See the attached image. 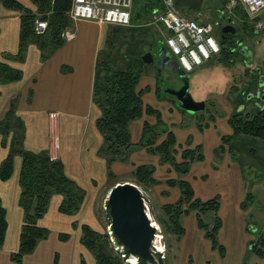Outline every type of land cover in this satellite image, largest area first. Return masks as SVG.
Returning a JSON list of instances; mask_svg holds the SVG:
<instances>
[{"label": "crops", "instance_id": "1", "mask_svg": "<svg viewBox=\"0 0 264 264\" xmlns=\"http://www.w3.org/2000/svg\"><path fill=\"white\" fill-rule=\"evenodd\" d=\"M19 1L26 8L37 12L34 5L30 4V0ZM21 14L20 11L0 6V61H5L23 73L22 79L16 83L4 84L0 81V121L5 118L10 110L11 101L15 99L14 114L24 120L25 126L23 148L32 152L47 151L53 159L61 160L68 177L88 191L95 186L102 187L108 178V165L106 160L99 156L103 138L97 129L96 121L101 111L93 102V90L96 61L103 45L104 28L94 22H76L71 31L74 38L66 40L47 60L42 59L41 51L35 44L28 46L24 60H6L2 55L16 56L19 52ZM156 82V79L152 83L147 82L142 76L138 89L144 91L145 103L161 113L164 127L176 135L179 148H186L179 143L180 137L172 127V120L179 115L177 103L161 96ZM232 113L228 114L222 132L229 137L233 134L228 123ZM144 119L151 124L156 123L154 116H146ZM142 125L143 120L130 125L135 143L142 137ZM209 125L210 123L206 124V129L210 128ZM52 138L56 139V142L53 143ZM223 138L211 129L204 133L202 138L204 140H199L198 137L195 142L209 150L217 148L218 169L213 177H208L207 169L211 167L210 165L206 167L207 163L204 160L194 162L185 179L192 184L196 197L202 200L210 199L217 194L221 197L219 215L222 226L218 239L226 247L227 254L222 258L217 251L212 250L217 254V264H258L261 260L255 254H248L254 234H249L247 226L250 225L254 231L261 230L248 222V214L254 202L248 203L245 209L241 207L248 193L254 198L251 181L248 184L245 175L249 163L237 159L240 155L237 142L242 137L231 138L228 142H224ZM243 151L254 152L251 149ZM243 151L240 150V153ZM8 153L9 147L2 145L0 135V167ZM141 164L150 165L144 161L139 165ZM111 166L115 171L118 163L114 162ZM198 166H201V170ZM21 167L22 158L17 155L12 177L8 181L0 179V200L7 211L8 220L6 240L0 249V264H18L12 261V255L19 250L24 218L23 210L19 206ZM160 169L161 167H157L154 175H159ZM172 189L177 190L174 193L178 197L180 194L178 188ZM62 202L61 195L52 196L48 211L40 220V224L47 227L50 234L47 239L40 241L35 251L25 256L20 264H81V260L86 259L87 250L80 242V227L74 225L82 221L75 215L61 213L59 208ZM190 218L193 225L196 224L197 236L192 242L184 245L183 254H191V248L198 244L203 245V249H212L210 242L198 228L194 216ZM86 223L91 224L88 221ZM61 234L68 235V240L62 241ZM204 262L210 264L206 259Z\"/></svg>", "mask_w": 264, "mask_h": 264}, {"label": "trees", "instance_id": "2", "mask_svg": "<svg viewBox=\"0 0 264 264\" xmlns=\"http://www.w3.org/2000/svg\"><path fill=\"white\" fill-rule=\"evenodd\" d=\"M72 1L43 0L40 10L34 12L26 8L19 0H0V6L22 13L18 55L5 54L2 57L6 60L22 61L28 46L35 44L40 49L43 60L50 58L64 44L63 34L65 31L72 27L70 21L68 24V18L66 17L72 6ZM156 5L138 1L134 8L133 19L139 17L144 10ZM38 13L44 14L41 20H47L48 22L46 33L52 31L55 35L48 46L42 41L40 43L33 42L34 38L37 40L43 38L42 35H37L34 29ZM243 16L245 17V15ZM241 27L253 31L250 25L244 23L236 27L237 35L226 34L224 37L219 35L221 45L219 59L230 66L236 64L237 58H244L242 52L245 45L240 50L238 49L240 43L245 40L240 35ZM146 64L142 58H139L126 63L122 68H115L107 53H99L96 61L93 90V102L101 111V115L96 121L97 129L103 138L99 156L106 160L108 168L114 162L125 161L136 149H145L150 155L160 156L162 162L169 164L173 171L179 175V178H170L166 181L167 186L178 188L180 193L175 203H168L164 206L165 212L170 216L167 228L173 234L183 237L186 234L184 217L193 215L198 228L204 233V237L210 242L212 249L217 251L223 258L225 247L218 239V233L222 226V219L219 215L220 195L217 194L210 199L202 200L196 197L192 184L185 179V175L190 172L192 164L204 160L202 147L199 145L194 149L179 148L175 134L167 131L164 127L161 113L145 103L144 91L139 90L138 86L144 75ZM256 72L264 82L262 69L258 68ZM246 74L249 73L246 72ZM22 76L23 73L20 70L12 68L5 61H0V81L2 83L9 84L20 81ZM253 81L259 83L255 77ZM246 98L243 100H246ZM15 101V99L11 101L9 112L0 121L2 145L9 147L8 156L0 167V179L8 181L12 177L15 157L20 156L22 167L19 179L21 187L19 206L23 210L24 218L19 250L12 255V261L20 264L24 257L32 254L38 243L47 239L50 234V230L42 226L40 220L47 213L52 196L55 194L61 195L63 202L59 208L60 212L74 216L85 200L86 191L68 177L61 160L53 159L47 151L32 152L24 149L22 146L24 131H22L23 136L21 138H15L17 132L15 133L13 124L20 123L22 125L21 129L24 130L21 118L16 117L14 114ZM262 101L264 103V100ZM146 116H154L156 123L151 124L145 120ZM138 120H143L142 137L135 143L130 125ZM228 123L233 130V134L229 138L224 137V142L240 136L264 140V105L254 108L251 113H245L244 110L236 108ZM4 134L11 136L9 146ZM154 173V168L146 164L138 165L135 169L139 181L148 185L159 182L154 178ZM254 200L253 195L248 193L246 200L241 205L242 209H245L248 203L254 202ZM209 213L215 215L212 222L206 221V215ZM74 225H77V223ZM79 227L81 230L80 242L95 257L96 264H123L121 260H116L107 255L102 234L93 230L89 224L83 223ZM247 229L249 232L253 231L250 225L247 226ZM7 230V211L0 200V249L4 246ZM68 238L69 236L66 234L60 235L62 241H67ZM106 240L105 243L110 244L109 239ZM117 242L120 243L118 240ZM125 252L129 254L126 249ZM248 254H255L261 260L258 264H264L263 231L259 229L254 231ZM81 264H88V262L83 258ZM139 264H154V261L139 259Z\"/></svg>", "mask_w": 264, "mask_h": 264}, {"label": "rangeland", "instance_id": "3", "mask_svg": "<svg viewBox=\"0 0 264 264\" xmlns=\"http://www.w3.org/2000/svg\"><path fill=\"white\" fill-rule=\"evenodd\" d=\"M42 1L43 0H30V4L32 3L34 9L38 11L40 10V5L43 3ZM222 7L225 8V0L206 1L201 18L202 20L214 23L216 29L215 36L219 42L220 28L226 25L221 15ZM155 9L156 8L153 6L152 8L149 7L148 10H144V12L141 13L139 17L134 18L131 25L127 27L106 24L101 25L104 28V32L102 33L104 38L103 45L98 55L100 52L107 53L115 68H122L126 63L142 58L148 52H151L156 57L159 56L160 51L165 47V35L167 33L159 22H157L156 14L154 13ZM70 10L66 17L68 18V24L70 21L71 26H73L75 22L70 17ZM36 16L37 20H41L44 14L41 15L38 13ZM189 16L194 18L197 15L190 13ZM248 25H250L253 31H251V29L245 30L242 27L240 28V35L243 36L245 40L240 43L238 49L240 50L245 44L247 48L250 49L248 51V56L251 52L253 54L252 60L246 58L244 62V59L239 57L237 58L236 64L230 66L225 64V61L222 59L220 60L219 56H216L204 65L198 67L194 72L187 74L188 79L191 81V95L197 101H205L206 108L203 111L191 114L177 107L179 115L172 120V127L176 130L178 137H180V142H178L185 145L186 148L194 149L199 146L195 143L198 137L200 138L199 140H204L202 139L204 133L211 129L220 134L221 138H229L227 134L222 133L224 132L223 127H225L226 118L228 114L234 112L236 108L241 107L242 103L246 104V106L244 105L245 113H251L253 111L254 104L252 102L247 104L246 101L249 99L241 100L246 98V94L242 96L241 92L242 90H247L248 87L246 84L249 82L251 83L254 77L259 83L262 81L256 69L261 68L264 73V30L263 28H259L258 31H256L254 24L249 23ZM234 26L239 27L241 25L234 24ZM117 28L118 30H116ZM69 31H72V27L69 28ZM54 36L55 35H53L51 31V33L48 32L42 35L43 38L41 39L37 40L34 38L33 42L40 43L42 41L48 46L54 39ZM249 63L253 64L251 69L247 66ZM246 72L249 74H246ZM143 77L147 82L151 83L156 79V85L160 89L159 94L165 99L177 103L175 97L165 93L166 89H177L180 86V81L176 74L161 70L155 63H150L146 64ZM90 119L91 118H89V120ZM21 121L24 125V120L22 118ZM207 123H210L209 129H206ZM13 125L15 126L13 127L15 133L17 132L15 138H21L23 136L22 131H24L25 134V130H23V128L21 129L22 125L20 123H15ZM214 126L216 129H214ZM201 129L202 133H200ZM4 135L7 144H9L11 136L8 134ZM241 137L242 138L237 142V149L240 155H238V152L236 155H238L237 159L240 161L246 162L247 164L249 163L246 167L245 175L247 176V183L249 184L251 181V192L254 194L255 198L254 204L251 206L250 213L248 214V222L251 225L254 224L264 232V140L249 136ZM52 139L54 143L56 139ZM200 146L202 147L205 163H207L205 166L208 167L207 165H210L211 167L207 169L208 177L212 178L218 169V161L216 158L218 150L217 148L215 149V147L209 150L206 149L204 145ZM246 149L254 150V152H244L243 150ZM240 150L243 151L242 154ZM135 160L137 162H133ZM142 161L150 163V166L153 167L154 170H156L157 167H161L159 170L161 171L160 174L154 175V178L159 181L158 183L156 182L148 185L139 181L135 174V169ZM117 163L118 168L115 169V171L112 170V166L108 168V172H111V174L108 173V178H106V184H104V186L99 188L95 186L94 188H89V191L87 188L83 187L86 191V196L80 210L75 213V216L82 221L80 223L76 222L77 226L83 223L88 224L86 223L87 221L90 222L91 224L89 225L92 229L103 235L102 238H104V247L105 252L107 251V255L116 260H121L123 264H130L120 252L116 251L115 245L111 241V216L107 204L108 195L116 184L130 182L135 184L142 191L150 209V216L153 221L156 222L162 236L161 243L163 245V250L158 251L165 253H155L154 264H204V259L208 260L210 264H217V254L212 252L213 249H203L204 247H202L203 245L201 244L193 247V249L191 248L192 255L183 254L184 245L186 246L188 242H192V239L197 236L195 234L196 224L193 225L192 219L190 218L193 215L184 217L183 221L185 223L186 234L183 237L173 234L167 228L170 216L165 212L164 206L168 203H175L179 197H176L174 193V191L176 192L177 190L172 189L166 184L167 179L171 177L179 178V175L173 171L170 165L163 163L160 156L148 154L145 149H136L125 161ZM198 169L201 170V166H198ZM205 178H207V176ZM80 217H83V219ZM214 217V213H209L206 215V221L212 222L214 221ZM198 231L200 230L198 229ZM250 233L254 234V230L249 232V234ZM107 238L110 241L108 245L105 243ZM204 241L207 240L204 239ZM226 250L225 247L224 257H226L227 254ZM85 257L89 264H96V259L90 252L87 251Z\"/></svg>", "mask_w": 264, "mask_h": 264}, {"label": "built area", "instance_id": "4", "mask_svg": "<svg viewBox=\"0 0 264 264\" xmlns=\"http://www.w3.org/2000/svg\"><path fill=\"white\" fill-rule=\"evenodd\" d=\"M138 1L157 4L154 8L157 22L165 29V44L176 59L180 69L186 74L194 72L221 52L220 42L215 36V25L202 17H190L188 12L176 5L175 0H73L70 17L76 23L80 21L94 22L98 25H114L127 27L133 20V12ZM245 15V17L243 16ZM224 20L231 19L234 24L252 23L264 30V0H225L222 12ZM35 33L43 35L48 29L46 20H37ZM66 40L74 38V34L67 30L63 34ZM146 212L156 227L157 234L152 246V253L164 254L158 251L156 241H161L159 227L150 216V209L145 202ZM116 251L120 252L130 264L131 258L139 262V258L129 255L125 248L119 245L113 235H110Z\"/></svg>", "mask_w": 264, "mask_h": 264}, {"label": "water", "instance_id": "5", "mask_svg": "<svg viewBox=\"0 0 264 264\" xmlns=\"http://www.w3.org/2000/svg\"><path fill=\"white\" fill-rule=\"evenodd\" d=\"M206 1L220 0H175L176 5L182 9L192 13L200 14L203 10ZM226 34L237 35V28L228 19L227 25L222 29V37ZM243 50L242 55L249 60H252V52L248 56ZM147 64L155 61L154 55L151 52L146 53L142 57ZM246 61V60H245ZM247 66H252L247 65ZM158 67L178 75L185 82L180 89L169 88L165 90L166 94L174 96L177 99L178 106L191 114L203 111L206 108L205 101H196L191 94L188 93L189 79L186 73L180 69L179 65L170 56L166 47L159 53ZM259 87L263 88L264 82L259 83ZM253 98L252 96L248 99ZM262 100H264L262 98ZM244 107H241L242 109ZM109 213L111 216L112 230L120 244L133 255H137L145 261H155L152 253V246L157 234V229L152 225L145 209V199L139 188L130 182L118 183L110 191L108 195Z\"/></svg>", "mask_w": 264, "mask_h": 264}, {"label": "flooded vegetation", "instance_id": "6", "mask_svg": "<svg viewBox=\"0 0 264 264\" xmlns=\"http://www.w3.org/2000/svg\"><path fill=\"white\" fill-rule=\"evenodd\" d=\"M227 25V24H226ZM225 25V26H226ZM225 26H223V27H221L220 28V33H219V35H222V29L225 27ZM245 45V44H244ZM246 46V45H245ZM247 47V46H246ZM246 52H247V49H244ZM248 50H250L249 48H248ZM252 56H253V54H252ZM154 58H155V61L153 62V63H155L157 66H158V58H159V56H154ZM173 58V60H175L174 59V57H172ZM253 58V57H252ZM250 65H252V63H250ZM251 67L252 66H250V69H251ZM162 70V69H161ZM165 71V70H164ZM178 76V75H177ZM178 79H179V81H180V86L177 88V90H180L183 86H184V84H185V82L183 81V79L182 78H180L179 76H178ZM189 81V89H188V93L189 94H191L190 93V86H191V81L190 80H188ZM246 86L248 87L247 88V90H242V92H241V95L242 96H244L245 94H246V100L248 99V97L250 96H252L253 98H250L249 100H247L246 102H247V104L248 103H250V102H252L253 104H254V108H257V107H260V106H263L264 105V103H263V101H262V98L264 99V92H263V88H260L259 87V84L258 83H256V82H254V81H252L251 82V84H250V82L249 83H247L246 84ZM174 97V96H173ZM243 99H245V98H243ZM243 99H241V100H243ZM177 100V99H176ZM197 101V100H196ZM246 106V104H242L241 105V107H244V108H242V110H244L245 109V106ZM241 107H238V108H241ZM237 108V109H238Z\"/></svg>", "mask_w": 264, "mask_h": 264}, {"label": "bare ground", "instance_id": "7", "mask_svg": "<svg viewBox=\"0 0 264 264\" xmlns=\"http://www.w3.org/2000/svg\"><path fill=\"white\" fill-rule=\"evenodd\" d=\"M156 247H157V249L158 250H160V251H162L163 249V245H162V243H161V241H156ZM131 262L134 264H136V260L134 259V258H131Z\"/></svg>", "mask_w": 264, "mask_h": 264}]
</instances>
